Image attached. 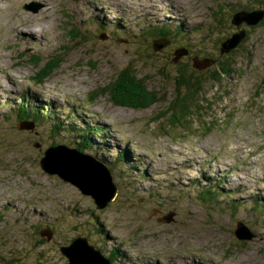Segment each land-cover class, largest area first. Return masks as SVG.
Instances as JSON below:
<instances>
[{"label": "rangeland", "instance_id": "374dc122", "mask_svg": "<svg viewBox=\"0 0 264 264\" xmlns=\"http://www.w3.org/2000/svg\"><path fill=\"white\" fill-rule=\"evenodd\" d=\"M245 9L264 0H0V264H67L60 248L86 238L109 264H264V19L233 24ZM160 34L170 45L157 52ZM183 69L201 81L186 117L170 110ZM126 70L158 103L102 93ZM83 138L118 186L103 210L40 167L54 145L93 156ZM65 152L52 158L90 164Z\"/></svg>", "mask_w": 264, "mask_h": 264}, {"label": "water", "instance_id": "95a60500", "mask_svg": "<svg viewBox=\"0 0 264 264\" xmlns=\"http://www.w3.org/2000/svg\"><path fill=\"white\" fill-rule=\"evenodd\" d=\"M25 9L31 10L29 8H25ZM263 19H264V11L243 10L237 12L233 16L232 23L239 26L243 24L244 21V24H246L247 26H256L260 22H262ZM245 38H246V31L243 30L241 31V33L233 35L232 38L227 40L226 42H222V49H221L222 53H227L235 49ZM160 40H164V39H160ZM168 45H170L169 40L157 42L156 45H154V50L157 52L162 51ZM183 53L184 52L177 55V59H175V62H177V60L181 57ZM187 53L185 52L184 54ZM25 124L26 123H22V125ZM64 150L69 153H75L81 158L88 159L90 161V164H88V167H84V168L85 170L89 169L90 172L86 173L84 170H82V167L78 166L76 160H74L73 162H68V161L61 162L59 160H54V158H52L57 156L58 153L59 154L64 153L65 152ZM93 160L94 162H92ZM62 163L64 166H62ZM94 165L96 166L94 167ZM40 167L42 171H44L47 175L49 176L57 175L61 180L76 186L79 190H81L84 196L89 195V197L94 198L96 200L97 204L96 203L95 204L98 210L105 209L108 206V203L113 202L116 196L118 195V186L115 185L113 182H110L107 178L110 177L111 181H114L113 175L111 171L106 167V165L100 160L96 159L94 156L92 155L87 156L86 154L80 152L77 149H72L65 145H54L45 152L44 157L40 161ZM99 199H107V200L104 201ZM99 203H103V205H99ZM166 218H167V222H169V220L172 217L168 216ZM45 232L41 233L42 237H47V240L50 241L52 239V233L48 231V234H46ZM234 235L236 236V238L240 240H244V239L251 240L253 238L251 231L243 223L238 224L237 229L234 231ZM81 241H83L82 245L79 244V242ZM60 249L62 255L67 258L68 261L67 264H109L108 263L109 261L106 260L107 258H105L103 255H101L100 252L96 251L93 247L89 245V241L87 238L84 240H75L70 245L63 246Z\"/></svg>", "mask_w": 264, "mask_h": 264}, {"label": "trees", "instance_id": "16d2710c", "mask_svg": "<svg viewBox=\"0 0 264 264\" xmlns=\"http://www.w3.org/2000/svg\"><path fill=\"white\" fill-rule=\"evenodd\" d=\"M246 11H252L251 9H245ZM254 10V9H253ZM238 11V10H237ZM237 11L233 14V16L237 13ZM109 24V22H108ZM261 24V22L254 26L258 27ZM153 37H156V35L152 34ZM233 35L229 36L227 39L231 38ZM160 38H157V40L160 39H167L168 36L164 34H160V36H157ZM164 37V38H163ZM224 42V41H223ZM222 49V44L220 45V53ZM238 49L235 48L227 53L220 54L221 57H224L227 59L226 55L234 53ZM191 56H189L190 58ZM185 58V57H184ZM33 63V62H32ZM57 62V66H58ZM227 63L225 62L220 63V70L224 72L225 74H228V70L225 67ZM193 69L200 71V68L195 62H193L192 65ZM48 71L44 74H40L36 78H34L35 83H42L44 81V78L48 76ZM131 73L130 70H126L122 72L117 79H115L114 83L111 84L107 89L102 90V93H110L112 100L114 101L115 104H119L121 106H125L130 109L134 110H139V109H148L152 107L154 104L158 103V98H157V93L152 92L148 90V86L146 85L145 81L142 79H138L137 77H130ZM216 79V77H214ZM176 92L178 93L177 99L174 100V102L171 103V111L175 110L177 113H180L181 116L186 117L190 114H193V111L191 110V106L195 104L196 102V97L198 96L199 92L201 91V81L200 79L196 76V73H192L187 75V69L180 70L177 77H176ZM186 90L187 92L185 94L180 93L182 89ZM110 89V90H109ZM25 113H27L25 111ZM176 117V115H175ZM20 120L22 122H30L34 121L32 119L25 118L23 116H20ZM31 123V122H30ZM34 123V122H32ZM30 126H35V124H31ZM92 143V138H83L82 144H83V149L87 150L89 149L93 156L96 158V152H95V147L91 144ZM82 149V148H81ZM80 151V150H79ZM104 152V150H101ZM108 156L102 159H98L101 162H106L108 163ZM111 158V157H110ZM114 161L116 158L112 157ZM118 158V163L115 162L114 168L118 169V173L121 172L120 168L123 169L122 167H118L120 162H122V157H117ZM97 209V208H96ZM38 236L40 237V245L44 246V243L48 242L47 237H42V234L38 231ZM51 241V240H50ZM61 252V249H60ZM62 254V253H61ZM66 258V257H65ZM108 259L114 260L113 255L112 256H107ZM67 259V258H66Z\"/></svg>", "mask_w": 264, "mask_h": 264}, {"label": "bare ground", "instance_id": "6f19581e", "mask_svg": "<svg viewBox=\"0 0 264 264\" xmlns=\"http://www.w3.org/2000/svg\"><path fill=\"white\" fill-rule=\"evenodd\" d=\"M243 27H244V26H243ZM246 29H247V28H246ZM241 43H242V42H241ZM236 48H237V47H236ZM227 54H228V53H227ZM42 100H43V98H42ZM46 104L48 105V103H45V105H46ZM24 107H25V106H24ZM34 124H35V123H34ZM49 132H50V131H49ZM74 154H75V153H74ZM59 157H60L61 159H63L62 156L59 155ZM63 160H65L66 162H67V161H68V162H72V161H73V160H70V159H69V160H68V159H67V160H66V159H63ZM88 162H89V161H88ZM73 164H74V163H73ZM73 164H72V165H73ZM73 166H74V165H73ZM80 167L83 168L84 166H80ZM85 167H86V166H85ZM87 170H89V169H86L85 171H87ZM102 170H103V169H102ZM91 174H92V173H91ZM106 176H108V175H106ZM85 183H86V182H85ZM86 184H87V183H86ZM89 185H90V184H89ZM92 187H93V186H92ZM97 189H98V188H97ZM109 203H110V202H109ZM99 204H100V203H99ZM92 247H93V246H92ZM80 260H81V259H80Z\"/></svg>", "mask_w": 264, "mask_h": 264}, {"label": "flooded vegetation", "instance_id": "af4514ba", "mask_svg": "<svg viewBox=\"0 0 264 264\" xmlns=\"http://www.w3.org/2000/svg\"><path fill=\"white\" fill-rule=\"evenodd\" d=\"M50 232V231H49ZM46 234H48V231L47 232H45Z\"/></svg>", "mask_w": 264, "mask_h": 264}]
</instances>
